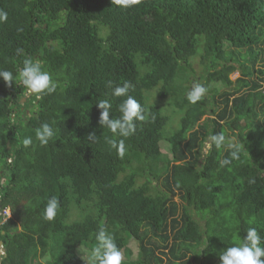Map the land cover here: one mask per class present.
I'll list each match as a JSON object with an SVG mask.
<instances>
[{"label": "trees", "instance_id": "obj_1", "mask_svg": "<svg viewBox=\"0 0 264 264\" xmlns=\"http://www.w3.org/2000/svg\"><path fill=\"white\" fill-rule=\"evenodd\" d=\"M0 10V70L14 76L0 78V264H85L100 227L125 264H220L250 227L264 236V0H0ZM199 48L207 55L197 74ZM25 57L42 62L54 94L37 100L16 79ZM124 81L146 119L122 138L121 158L104 140L116 137L100 126L97 102L110 99L119 117L124 98L109 82ZM195 83L208 91L191 104ZM153 93L177 120L149 102ZM43 123L55 132L47 145L36 139ZM220 132L242 145L226 166L229 149L210 141ZM52 196L60 207L47 221Z\"/></svg>", "mask_w": 264, "mask_h": 264}, {"label": "clouds", "instance_id": "obj_2", "mask_svg": "<svg viewBox=\"0 0 264 264\" xmlns=\"http://www.w3.org/2000/svg\"><path fill=\"white\" fill-rule=\"evenodd\" d=\"M118 5L129 7L140 3V0H115ZM8 19L7 12L0 10V23L6 22ZM23 50H18L20 54ZM0 78L6 83L12 84L14 80L13 73L6 70H0ZM20 83L28 90L29 94H34L37 100L45 95H52L57 91V83L51 74L44 70L40 60H34L31 57H25L22 66L18 67V77ZM112 88L111 95L113 97H123L119 104V117H112V102L110 99H100L97 106L101 109L99 124L101 127L107 128L108 131L116 137H104L105 142L110 148L115 149L121 158L125 155L124 139L135 134L137 122L145 121L146 110L143 105L130 94L132 85L129 81L122 84H116ZM208 89L200 83H195L187 92V100L191 104H196L205 98ZM36 139L41 145H47L55 135L54 129L48 123H43L37 129ZM89 139H95V132L88 135ZM211 143L217 149L225 145L229 149V155L223 161L221 166H226L234 160H239L242 152V145L238 142L228 140L223 132L217 133L210 137ZM33 138L26 136L22 140V145L28 148L32 145ZM60 204L55 196L48 199L43 210V219L52 221L57 216ZM96 246L89 251L88 260L90 264H125V257L121 249L116 243L114 235L105 227H100L95 233ZM2 246V245H1ZM3 249V247H2ZM4 250V249H3ZM220 264H264V236L256 227H250L246 236H240L231 245L224 248L219 253Z\"/></svg>", "mask_w": 264, "mask_h": 264}, {"label": "rangeland", "instance_id": "obj_3", "mask_svg": "<svg viewBox=\"0 0 264 264\" xmlns=\"http://www.w3.org/2000/svg\"><path fill=\"white\" fill-rule=\"evenodd\" d=\"M206 39V38H205ZM217 38L215 37H211V38H208L207 41H206V47L207 49L209 50L210 47H212L214 45V43L216 42ZM207 55L206 53V49H202V48H199L198 50V54L196 55V57L193 58V60L191 61V65H192V68L195 70V72L198 74L201 70V62H202V56L205 57ZM239 77V74L237 72L235 73H232L229 78L231 81H234L236 80L237 78ZM150 103H155L157 104V106L161 107L165 113L168 115V116H173L172 119L174 118V120H177L178 118V115L177 113H172V111L174 110V112H176L172 106H169L171 105V101H169V99H164V100H158L155 96V93H153L152 95V98L150 99L149 101ZM176 125L174 124L172 127H175ZM233 140V139H231ZM209 145L208 144H205V147H204V150H203V153H205L208 149ZM170 149H171V146L168 145V144H165V143H160V150L162 152L163 155L167 156V157H170ZM143 181L140 180L139 181V184H141ZM175 201H179V199L176 197L175 198ZM72 216L69 217V221H72ZM1 245V244H0ZM130 248L132 249V251L134 252V254L136 255L137 253V245L135 242L131 241L130 244H129ZM1 248V247H0ZM123 252V251H122ZM88 254H89V251L87 250H84L81 254H80V258L83 260V262L85 264H90L89 260H88ZM124 254V252H123ZM4 255V250L2 249L1 252H0V261H1V256ZM125 257V256H124ZM133 259L135 258V256L133 255L132 257ZM40 262V261H39ZM40 263H44L42 260Z\"/></svg>", "mask_w": 264, "mask_h": 264}, {"label": "built area", "instance_id": "obj_4", "mask_svg": "<svg viewBox=\"0 0 264 264\" xmlns=\"http://www.w3.org/2000/svg\"><path fill=\"white\" fill-rule=\"evenodd\" d=\"M2 216L4 217V218H6V217H9L10 216V212H9V210L8 209H5V210H3L2 211ZM0 252H1V250H2V246L0 245Z\"/></svg>", "mask_w": 264, "mask_h": 264}]
</instances>
